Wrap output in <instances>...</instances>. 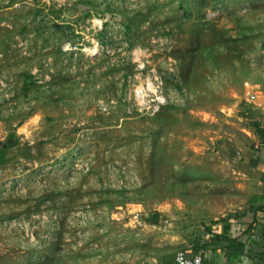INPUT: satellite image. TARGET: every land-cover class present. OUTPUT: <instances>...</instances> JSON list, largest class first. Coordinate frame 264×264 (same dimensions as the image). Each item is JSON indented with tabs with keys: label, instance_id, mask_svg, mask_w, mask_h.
<instances>
[{
	"label": "rangeland",
	"instance_id": "obj_1",
	"mask_svg": "<svg viewBox=\"0 0 264 264\" xmlns=\"http://www.w3.org/2000/svg\"><path fill=\"white\" fill-rule=\"evenodd\" d=\"M263 63L264 0H0V264H160L235 212Z\"/></svg>",
	"mask_w": 264,
	"mask_h": 264
},
{
	"label": "crops",
	"instance_id": "obj_2",
	"mask_svg": "<svg viewBox=\"0 0 264 264\" xmlns=\"http://www.w3.org/2000/svg\"><path fill=\"white\" fill-rule=\"evenodd\" d=\"M255 76L246 82L249 93L239 102L243 134L235 144V152L241 153L237 159L246 166L234 170L242 174L245 203L206 222L195 238L180 235L174 255L157 256L154 262L170 264L184 250L188 255L202 253L205 264H264V63Z\"/></svg>",
	"mask_w": 264,
	"mask_h": 264
},
{
	"label": "built area",
	"instance_id": "obj_3",
	"mask_svg": "<svg viewBox=\"0 0 264 264\" xmlns=\"http://www.w3.org/2000/svg\"><path fill=\"white\" fill-rule=\"evenodd\" d=\"M102 44L100 43H95L93 45L94 51L92 53L89 52V54L92 55H97L100 53V50L102 49ZM160 84H162L160 82ZM151 90H152V86H150ZM158 88V86H157ZM153 98L152 100L155 101L153 107L156 109H160V107L162 106V104H164L166 102V98L163 94L157 95V94H152ZM252 99L255 98V96H251ZM138 101L139 105L142 107H145L147 102L145 103L144 101H146V98L142 95L138 97ZM143 100V101H142ZM170 264H205L204 262V257L202 255V253H197V254H193V255H188L186 251L184 250H179L176 254L175 257L173 259V261Z\"/></svg>",
	"mask_w": 264,
	"mask_h": 264
},
{
	"label": "trees",
	"instance_id": "obj_4",
	"mask_svg": "<svg viewBox=\"0 0 264 264\" xmlns=\"http://www.w3.org/2000/svg\"><path fill=\"white\" fill-rule=\"evenodd\" d=\"M3 155V154H0V156ZM1 159V158H0Z\"/></svg>",
	"mask_w": 264,
	"mask_h": 264
}]
</instances>
